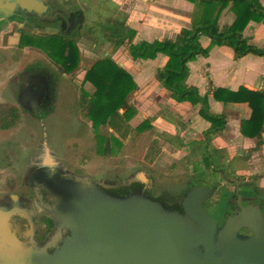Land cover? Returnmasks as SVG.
<instances>
[{
	"label": "water",
	"instance_id": "water-1",
	"mask_svg": "<svg viewBox=\"0 0 264 264\" xmlns=\"http://www.w3.org/2000/svg\"><path fill=\"white\" fill-rule=\"evenodd\" d=\"M26 93L19 105L31 109ZM38 158V184L52 204L15 192L0 197V264H264V213L253 192L245 200L251 204L240 202L219 226L205 208L218 187H194L179 213L142 193H108L97 179L67 170L47 140ZM42 213L58 225L44 246L37 243Z\"/></svg>",
	"mask_w": 264,
	"mask_h": 264
},
{
	"label": "trees",
	"instance_id": "trees-1",
	"mask_svg": "<svg viewBox=\"0 0 264 264\" xmlns=\"http://www.w3.org/2000/svg\"><path fill=\"white\" fill-rule=\"evenodd\" d=\"M190 1L204 5L205 13L201 18L195 13L191 28L183 30L176 39L134 43L136 31L127 24L128 15L120 11L112 13L97 24L96 32L91 34L95 36L94 45L98 47L100 43H108L111 51L104 53L87 70L84 82L94 91L91 95L83 93L81 106L86 109L87 118L92 123L98 153L110 157L115 147L121 149L123 142L134 131L142 134L153 130L149 120H145L136 129L129 125L136 115L131 106V96L138 90V86L133 77L113 60V54L124 47L134 60H154L160 54L166 55L169 61L164 68L158 70L157 78L177 102H190L193 106L201 107L200 115L211 123V128L205 133L207 145L204 149L208 155L206 168L228 180L231 177L228 168L214 163L208 151L217 135L225 131L227 118L225 115L211 113L208 98L200 96L196 87L186 85L188 63L199 55L209 54V49H204L200 43L202 35L208 36L213 46L231 47L236 61L248 55L264 57V48L251 44L250 39L244 36V31L251 22L264 23V7L259 0ZM228 7L235 20L230 26L221 27L219 17ZM77 43L72 37L51 35L24 37L22 45L40 49L51 60H55L63 73H70L79 65L80 52ZM213 95L224 104L249 105L252 114L247 121L242 122L241 132L246 137L257 138L255 150H259L263 144L264 133V91L255 92L241 87L238 91L216 89ZM21 119L22 112L19 107L0 103V130L7 131L17 127ZM163 139L164 135L156 134L153 137L148 153L150 164L155 163L163 152Z\"/></svg>",
	"mask_w": 264,
	"mask_h": 264
},
{
	"label": "crops",
	"instance_id": "crops-1",
	"mask_svg": "<svg viewBox=\"0 0 264 264\" xmlns=\"http://www.w3.org/2000/svg\"><path fill=\"white\" fill-rule=\"evenodd\" d=\"M259 1L264 7V0ZM115 4L125 10L127 24L136 31L134 43L176 39L183 30L191 28L195 13L199 18L205 13L204 5L190 0H117ZM234 20L235 16L228 7L220 15L219 25L230 26ZM244 36L250 39L251 44L264 48V23L251 22ZM200 43L204 49H209V54L199 55L188 63L186 85L196 87L200 96L208 98L211 113L227 118L225 131L217 135L208 149L211 160L225 165L231 176L237 173L253 175L249 179L255 181L253 195L261 204L264 175L259 177V174L264 172V133L261 148L255 150L258 139L246 137L241 132L242 122L252 114L249 105L224 104L217 101L213 93L216 89L238 91L241 87L255 92L264 91V57L248 55L236 61L231 47L213 46L205 35L200 37ZM112 58L136 82L138 90L132 101L136 117L150 119L156 134L164 135L161 146L170 148L171 155L181 156L190 168L197 171V174L190 171L189 175L208 176L212 173L206 168L208 155L204 149L207 145L205 133L211 128V123L200 115L199 105L177 102L157 78L158 70L167 65L169 58L160 54L154 60H134L124 47ZM232 162H242L247 166L234 173L230 167Z\"/></svg>",
	"mask_w": 264,
	"mask_h": 264
},
{
	"label": "rangeland",
	"instance_id": "rangeland-1",
	"mask_svg": "<svg viewBox=\"0 0 264 264\" xmlns=\"http://www.w3.org/2000/svg\"><path fill=\"white\" fill-rule=\"evenodd\" d=\"M82 1L87 4V18L91 26L99 24L116 11L125 13L120 6L113 4L117 0ZM94 37V35L72 37L78 42L80 60L78 68L70 73H63L55 60H51L38 48L25 46L24 49L18 50L15 36L9 37L5 49L1 48L0 39V57L2 53L6 54L5 63L0 67V103L13 104L20 108L15 94L18 77L30 67L43 68L55 73L59 79V94L54 113L43 121H38L20 108L22 119L19 125L11 130H0V195L8 192L27 193L21 187V182L25 178L31 161L39 156L41 144L45 140L64 167L94 179L120 181L143 172L155 181L156 191L159 193L162 190H182L190 178L198 176L189 175L190 171L192 174H197V171L190 168L181 156L171 155V149L165 145L156 162L149 163V147L156 135L154 130L142 134L134 131L123 142L121 149L115 147L110 157H104L98 153L92 123L87 118L86 109L81 106V98L83 93L91 95L94 91L84 82L87 70L111 49L108 43H100L96 47ZM2 60L3 57L0 58V63L3 62ZM63 74L66 76L63 77ZM134 97L135 93L131 96V106ZM132 108L136 112L133 106ZM136 116L129 123L133 129L145 121L142 117ZM149 121L151 122L150 119ZM111 133L116 135L113 131ZM246 166L242 162L230 163L234 173L237 169L243 170ZM262 175H264L263 171L259 177ZM252 177L253 175L250 177L244 173H237L229 180L232 183L249 180ZM218 184L220 187L215 198L223 199L228 195L229 184L222 179H219ZM261 193L264 198V189ZM210 206L213 207L212 204ZM206 208H209L208 203ZM209 213L212 217L215 214L221 220L219 211L214 212L209 209Z\"/></svg>",
	"mask_w": 264,
	"mask_h": 264
},
{
	"label": "flooded vegetation",
	"instance_id": "flooded-vegetation-1",
	"mask_svg": "<svg viewBox=\"0 0 264 264\" xmlns=\"http://www.w3.org/2000/svg\"><path fill=\"white\" fill-rule=\"evenodd\" d=\"M115 6V2H113ZM6 6V11L0 10V39L1 48L5 49L8 44V39L11 36L16 37V46L18 50L24 49L22 45L24 37H41L51 35H62L66 37L79 38L83 35H91L96 32V25H89L87 18V4L82 0H0V6ZM3 62L5 63L6 54L2 53ZM0 57V58H1ZM40 68L30 67L20 73L17 82L16 97L19 104V98L25 91L30 98L26 104L31 109L20 108L27 112L34 120L43 121L47 116L54 113L55 102L59 94V79L57 75ZM37 76L36 78H32ZM63 77L66 75L63 74ZM42 146V144H41ZM39 158H34L21 182V187L27 191L26 194H21L23 197L34 202L40 201L45 205H51L49 193L43 185L38 184L39 181ZM66 168V167H65ZM70 170V169H67ZM75 173V172H73ZM76 175H83L75 173ZM61 176V175H60ZM74 179L73 177H67ZM219 179L226 181L229 186L227 193L223 199L215 198L219 191ZM241 180L231 181L225 179L220 174L209 173L208 176H196L190 178L184 189L179 191L162 190L156 191L155 181L151 179L147 173L138 172L136 175L128 177L120 181L110 179H97L99 186L113 195L129 196L135 194H144L154 201L160 202L165 208L175 212L183 213V200L185 195L194 187H218L217 192L206 201L209 209L219 211L221 220L213 214L219 226H222L227 219L234 216L237 211H240V202L245 207L251 202L245 201L251 198L249 192H253L255 181ZM107 186V187H104ZM231 188V189H230ZM248 192V193H247ZM16 193V192H15ZM239 195L240 198H239ZM259 204L257 200L254 201ZM212 204L213 207L210 205ZM264 213V201L260 204ZM210 214V213H209ZM58 225L54 218L48 213H42L39 218L37 229V243L44 246L46 241L57 232ZM65 230H62V234ZM242 235L250 236L251 232L243 229L240 232ZM51 249L50 251H52Z\"/></svg>",
	"mask_w": 264,
	"mask_h": 264
}]
</instances>
